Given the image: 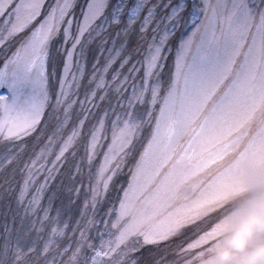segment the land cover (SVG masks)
<instances>
[{"label":"rangeland","instance_id":"rangeland-1","mask_svg":"<svg viewBox=\"0 0 264 264\" xmlns=\"http://www.w3.org/2000/svg\"><path fill=\"white\" fill-rule=\"evenodd\" d=\"M17 3L0 16V264H246L264 171L190 209L163 189L205 187L224 162L198 169L264 118V0H36L19 21Z\"/></svg>","mask_w":264,"mask_h":264},{"label":"snow or ice","instance_id":"snow-or-ice-1","mask_svg":"<svg viewBox=\"0 0 264 264\" xmlns=\"http://www.w3.org/2000/svg\"><path fill=\"white\" fill-rule=\"evenodd\" d=\"M12 3V0H0V16L3 15L8 4ZM37 7L36 0H19L13 11L16 12L17 20L19 21L22 16H27L30 20H34L40 13L37 11L35 15H32V9ZM42 10V9H41ZM14 32L23 31V28L13 29ZM12 33H10L11 35ZM4 72H0V87L4 84ZM250 120L253 118L250 117ZM245 130L241 131L243 133ZM10 135H17V133H10ZM236 144H242L235 155H232L230 159L225 162V156L227 151H221L212 154L211 158L207 160L203 168L198 169V171H203L209 168L211 165L218 162H224L221 164L224 171L219 174V176H214L208 184L201 188V184L204 183L203 180H198L195 182L191 181V176H185L179 182H175L172 186H165L163 191L168 193L170 198L173 200H182L186 203L180 205L181 208L190 209L193 207H198L203 200H205L208 195L215 189L217 183L220 181L226 173L231 176L232 174L241 171L243 168L249 164L255 165L258 170L264 171V118L259 122V126L253 128L251 125L247 127V134L241 138V135L237 136ZM11 163V160H9ZM198 173H193L196 175ZM199 189V195L195 199L192 196ZM172 233L170 231L161 232V234L153 236H145V244L162 246L169 242ZM194 245L189 244L188 248H192ZM188 248L183 249L187 251Z\"/></svg>","mask_w":264,"mask_h":264},{"label":"clouds","instance_id":"clouds-1","mask_svg":"<svg viewBox=\"0 0 264 264\" xmlns=\"http://www.w3.org/2000/svg\"><path fill=\"white\" fill-rule=\"evenodd\" d=\"M259 126V125H258ZM257 126V127H258ZM247 134V129L243 133H241V138ZM233 143V147L230 149L232 155H235V153L242 148V144H236ZM261 199L258 202V207L262 210L261 213H253L252 216L249 218L247 222V227L249 230L253 229L258 223L264 224V185H261L259 189ZM143 246V245H141ZM132 251H136V249H133ZM183 250H181L177 255H182ZM230 254L227 252L221 253V257L224 260H227L229 258ZM261 262H264V245L259 246L254 252H252L248 257L246 264H261ZM129 264H139V257H136L134 259H131ZM158 264V262H157Z\"/></svg>","mask_w":264,"mask_h":264},{"label":"trees","instance_id":"trees-1","mask_svg":"<svg viewBox=\"0 0 264 264\" xmlns=\"http://www.w3.org/2000/svg\"><path fill=\"white\" fill-rule=\"evenodd\" d=\"M2 198H6V195H3V197ZM4 214H5V210L3 209V208H0V219H1V225H2V223H3V221H4ZM1 232V231H0Z\"/></svg>","mask_w":264,"mask_h":264}]
</instances>
